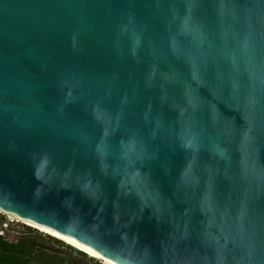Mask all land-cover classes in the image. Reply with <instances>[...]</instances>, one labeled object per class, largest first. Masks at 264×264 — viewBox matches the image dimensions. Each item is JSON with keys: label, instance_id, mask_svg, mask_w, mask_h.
<instances>
[{"label": "water", "instance_id": "obj_1", "mask_svg": "<svg viewBox=\"0 0 264 264\" xmlns=\"http://www.w3.org/2000/svg\"><path fill=\"white\" fill-rule=\"evenodd\" d=\"M0 210L112 264H264V0H0Z\"/></svg>", "mask_w": 264, "mask_h": 264}, {"label": "trees", "instance_id": "obj_2", "mask_svg": "<svg viewBox=\"0 0 264 264\" xmlns=\"http://www.w3.org/2000/svg\"><path fill=\"white\" fill-rule=\"evenodd\" d=\"M4 222L5 221L0 222V227ZM14 235L15 234L7 232L4 236H0V264L68 263L67 259L63 258L61 255L51 252L42 245L37 244V242L27 236V234ZM9 237H17L18 239L13 241L10 240ZM55 242L59 243L56 240Z\"/></svg>", "mask_w": 264, "mask_h": 264}, {"label": "rangeland", "instance_id": "obj_3", "mask_svg": "<svg viewBox=\"0 0 264 264\" xmlns=\"http://www.w3.org/2000/svg\"><path fill=\"white\" fill-rule=\"evenodd\" d=\"M2 217V218H1ZM0 222L9 220L8 217L1 215ZM2 220V221H1ZM16 223V221H15ZM11 224L10 228L8 229L11 234L21 235L27 234L31 239L37 242V244L42 245L46 249L50 250L53 253L61 255L63 258L67 259L69 264H103L102 262H98L84 253L79 252L78 250L72 248L70 245L65 244L57 239H54L50 236H47L38 230L33 228L27 227L23 224ZM16 238V239H13ZM10 240H17V237H9ZM58 241L59 243L55 242Z\"/></svg>", "mask_w": 264, "mask_h": 264}, {"label": "bare ground", "instance_id": "obj_4", "mask_svg": "<svg viewBox=\"0 0 264 264\" xmlns=\"http://www.w3.org/2000/svg\"><path fill=\"white\" fill-rule=\"evenodd\" d=\"M0 213L8 215L9 217L13 218L14 220H16V221H18L20 223H23V224H25V225H27V226H29L31 228H34V229L38 230L39 232H41V233H43V234H45L47 236H50V237H52L54 239H57V240L65 243V244H68L72 248L80 251L81 253H84L85 255H87V256L95 259V260H98V262L101 261L103 264H112L111 262H109L106 259L100 257L99 255L95 254L94 252L88 250L87 248H85V247H83V246H81V245H79V244H77V243H75L73 241H70V240H68V239H66V238H64V237H62L60 235H57V234H55V233H53V232H51V231H49L47 229H44V228H42V227H40V226H38V225H36L34 223H31V222H29V221H27L25 219H21V218L15 216V215H12V214H9V213H4L1 210H0Z\"/></svg>", "mask_w": 264, "mask_h": 264}, {"label": "built area", "instance_id": "obj_5", "mask_svg": "<svg viewBox=\"0 0 264 264\" xmlns=\"http://www.w3.org/2000/svg\"><path fill=\"white\" fill-rule=\"evenodd\" d=\"M15 221L12 219L6 220L3 225L0 227V236H4L7 232L10 233V231L8 230L11 226V224H14ZM18 224L17 222L15 223V225ZM101 262V261H100Z\"/></svg>", "mask_w": 264, "mask_h": 264}, {"label": "flooded vegetation", "instance_id": "obj_6", "mask_svg": "<svg viewBox=\"0 0 264 264\" xmlns=\"http://www.w3.org/2000/svg\"><path fill=\"white\" fill-rule=\"evenodd\" d=\"M61 264H68V263H65V262H61Z\"/></svg>", "mask_w": 264, "mask_h": 264}]
</instances>
